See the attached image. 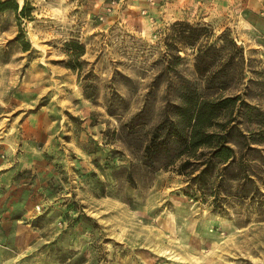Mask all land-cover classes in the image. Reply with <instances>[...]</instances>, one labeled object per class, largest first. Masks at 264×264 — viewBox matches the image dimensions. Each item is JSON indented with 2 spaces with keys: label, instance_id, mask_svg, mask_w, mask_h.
Here are the masks:
<instances>
[{
  "label": "rangeland",
  "instance_id": "1",
  "mask_svg": "<svg viewBox=\"0 0 264 264\" xmlns=\"http://www.w3.org/2000/svg\"><path fill=\"white\" fill-rule=\"evenodd\" d=\"M17 1L27 14L0 12V264H264V210L215 211L186 194L187 176L175 167L148 168L139 146L186 79L216 90L196 68L204 37L191 45L178 35L186 22L207 25L213 39L230 30L243 47L223 94H240L229 117L257 130L264 11L260 29L240 32L229 13L166 17L128 0ZM73 39L85 45L76 65ZM243 99L257 107L247 110Z\"/></svg>",
  "mask_w": 264,
  "mask_h": 264
},
{
  "label": "trees",
  "instance_id": "2",
  "mask_svg": "<svg viewBox=\"0 0 264 264\" xmlns=\"http://www.w3.org/2000/svg\"><path fill=\"white\" fill-rule=\"evenodd\" d=\"M11 7L19 10L20 4L17 0H0V12ZM27 8L25 5L20 9V15L27 14ZM184 24L189 29L183 28L178 35L188 44L195 45L204 37L196 56V68L201 80L207 82L205 88L216 87V90L204 93L196 81L186 79L178 99L168 101L162 118L152 125L146 142L140 141L144 142L139 145L141 159L152 171L175 167L187 176L186 194L210 203L219 213L229 214L232 207L239 206L262 211L264 119L253 121L258 126L256 131L254 128L246 130L241 121L229 117L230 110L238 105L240 94H223L230 86L233 64L244 61L243 47L230 30L213 39L207 25ZM24 36L25 31L21 30L16 39L21 40ZM70 46L76 49L71 55L75 65L79 64L85 45L73 39ZM86 94L94 95L87 90ZM242 102L247 110L257 107L245 99ZM110 112L117 113L114 109ZM146 113L144 108L131 117L128 122L130 133L139 130L138 124Z\"/></svg>",
  "mask_w": 264,
  "mask_h": 264
},
{
  "label": "crops",
  "instance_id": "3",
  "mask_svg": "<svg viewBox=\"0 0 264 264\" xmlns=\"http://www.w3.org/2000/svg\"><path fill=\"white\" fill-rule=\"evenodd\" d=\"M127 3L166 17L198 14L214 19L229 13L240 32L260 29L263 20L261 12L264 11V0H128Z\"/></svg>",
  "mask_w": 264,
  "mask_h": 264
},
{
  "label": "built area",
  "instance_id": "4",
  "mask_svg": "<svg viewBox=\"0 0 264 264\" xmlns=\"http://www.w3.org/2000/svg\"><path fill=\"white\" fill-rule=\"evenodd\" d=\"M116 2V0H114ZM112 8V5L110 6V9ZM38 209H41V204H38Z\"/></svg>",
  "mask_w": 264,
  "mask_h": 264
}]
</instances>
